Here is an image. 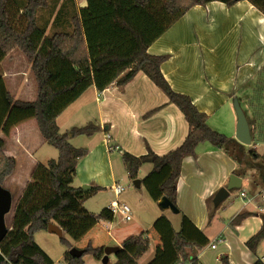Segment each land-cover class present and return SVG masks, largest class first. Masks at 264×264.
<instances>
[{
    "label": "crops",
    "instance_id": "crops-1",
    "mask_svg": "<svg viewBox=\"0 0 264 264\" xmlns=\"http://www.w3.org/2000/svg\"><path fill=\"white\" fill-rule=\"evenodd\" d=\"M84 5L85 0H82L79 7ZM147 52L165 56L160 65L164 78L175 92L187 95L199 111L207 114L209 127L222 134L229 132L230 135L225 136L236 139L237 118L233 99L237 98L241 106L243 94L253 92L255 79L264 75L263 13L247 0H239L232 6L221 1L195 5L151 43ZM89 121L99 124L100 131L90 136L81 135L84 137L82 145L72 142L76 136L69 138L73 146L86 149V154L76 165L79 185H73L90 186L83 191L93 186L100 187L84 202L88 211H91L86 204L89 200L115 185L122 186L115 175L116 156L121 162L123 152L141 156L151 150L158 156L164 155L183 142L189 128L179 108L169 102L165 93L142 70L122 87L113 83L101 92L93 85L88 87L56 119L61 132ZM1 138L4 141V154L15 160L3 184L8 186L5 182L10 181L18 189L20 197L35 165L57 158L58 151L51 153L48 159H40L41 150L47 143L33 118L13 126ZM242 145L244 149L239 160L233 159L231 149H227L228 152L217 149L208 141L196 146L195 157L187 156L182 160L176 191L179 211L172 210L182 217L178 226L164 214L171 208L160 205L163 196L159 186L169 174L170 168L164 166L155 172L152 171L151 163L147 162L138 170V173L145 171V177L139 178V186L135 187L144 186L152 203H156L160 211L154 212L152 222L144 225L146 229L143 225L133 224L130 231L132 234L122 233L115 229L114 214L109 231L96 224L82 238L71 243L78 249H84L88 244L103 248L121 247L125 238L144 231L150 246L137 258V263L171 264L177 256L171 238L174 231L180 230L186 238L202 245L197 253L200 264H221V255H226L230 264H252L258 257L264 261V240L259 244L257 255L245 246V241L262 224L259 214H263L260 197L264 192V168L261 167L260 159L254 160L250 156L252 159L246 160L249 148ZM19 151L22 159H19ZM250 172H253L254 191L249 193L240 190L239 205L233 209L230 220L227 218L228 222L222 225V222H217V206L224 201L215 205L212 200L215 192L227 184L232 173L240 178L241 188ZM18 176L25 179H18ZM123 192L118 196L113 194L117 199ZM241 192H244V196ZM230 193L231 190L228 196ZM234 202L230 201L226 207ZM242 210L250 211L252 215L239 224H232L233 217ZM39 233L41 231L36 232L34 238ZM124 249L133 254L135 244H129ZM67 250L64 245L55 257L45 252L54 264H64L62 258ZM115 254L110 253L107 262L111 261L110 255ZM114 259L113 264L117 261L116 255Z\"/></svg>",
    "mask_w": 264,
    "mask_h": 264
},
{
    "label": "trees",
    "instance_id": "trees-1",
    "mask_svg": "<svg viewBox=\"0 0 264 264\" xmlns=\"http://www.w3.org/2000/svg\"><path fill=\"white\" fill-rule=\"evenodd\" d=\"M212 1L232 6L239 0H85L84 6L76 8L73 4L69 12L64 9L66 5L57 8L56 4L49 5L48 0H0V62L18 48L30 62L36 82L35 99L22 100L15 98L0 78V132L7 134L13 126L33 118L44 141L58 151L57 158L35 165L16 201L10 226L0 242V264H54L35 241L36 232L47 230L48 223L52 222L75 242L96 225L98 219L112 217L108 207L98 213L84 207V202L100 189L99 186L83 191L73 185L77 162L86 154V149L73 146L69 138L90 136L100 131V125L89 121L61 132L56 123L57 117L92 85L99 92L113 83L122 87L142 70L183 113L189 128L185 139L175 149L161 156L151 150L141 156L122 153L124 168L133 179L144 163H151L155 172L169 166L170 172L159 190L177 211V180L182 160L187 156L195 157L199 143L208 141L227 152L231 149L233 159L241 158L243 145L209 127L207 114L199 111L187 95L171 88L160 69L165 56L147 52L149 45L186 11ZM247 1L264 15V0ZM44 9L46 17L38 18L39 11ZM49 25L58 29L46 33ZM263 91L255 85L253 97L256 94L259 102ZM257 128V140L264 142V126L259 124ZM3 145L0 138L1 185L15 165V160L4 154ZM247 153L254 160L260 159L264 168V150L257 153L250 148ZM249 215L252 212L242 210L231 223L239 224ZM259 216L262 220L259 230L245 241L254 255L264 240V214ZM65 242L68 250L63 254L64 264H83L85 254L96 259L103 256V247L90 244L82 249L81 256H74L69 252L73 244ZM171 243L177 255L171 264H200L197 253L202 245L199 242L177 230L173 232ZM129 244H135L133 254L124 249ZM149 246L150 240L144 231L128 236L115 254V264H138L137 258ZM220 261L230 264L226 255H221ZM252 264H264V261L258 257Z\"/></svg>",
    "mask_w": 264,
    "mask_h": 264
},
{
    "label": "rangeland",
    "instance_id": "rangeland-1",
    "mask_svg": "<svg viewBox=\"0 0 264 264\" xmlns=\"http://www.w3.org/2000/svg\"><path fill=\"white\" fill-rule=\"evenodd\" d=\"M49 5L56 4V7L59 8L62 5H66L64 9H66L68 12L72 10V6L77 8L82 4V0H48ZM40 17L44 19L46 17V9L40 10ZM41 20V19H40ZM64 28H67L64 27ZM58 28H52L50 25L47 26L46 33H50L54 30H57ZM1 63V62H0ZM262 73H264V69L262 70ZM260 74V73H259ZM0 78H2L5 86L9 89L10 93H12L14 96H18V98L24 99V100H32L36 96V82L33 76V73L30 69V62L25 58L21 50L18 48H14L13 50L6 55L4 60L2 61L0 65ZM22 78V79H21ZM255 85L262 87L264 90V75H259L255 79ZM258 84V85H257ZM254 92L249 91L245 92L243 94V102H241V108H243L246 118L250 125L251 130V139L252 143L250 145H244L245 148H253L256 152H261L264 150V142H260L257 140V126L260 124L261 126H264V91L262 93V100L259 102L256 100V94L255 97ZM246 104V105H245ZM82 125V123H80ZM209 126V125H208ZM224 135H230L229 132H223ZM3 136V133L0 134ZM0 136V138H1ZM83 136L77 135L75 138V141H72L73 143L77 145H82L83 143ZM79 140V141H78ZM3 148V147H2ZM244 149V148H243ZM3 150V149H2ZM57 152V150L50 146L45 145L43 149L41 150L40 159H48L49 156L51 157V153ZM18 153V152H17ZM19 159H22L20 156V151L18 153ZM48 157V158H47ZM245 158L247 161L250 160V156L248 153L245 155ZM252 159V158H251ZM115 161V175L116 179L118 180V183H120L122 186H124L126 189L122 193V195L117 198L118 201L124 202L127 204L131 209V217L132 219L129 221L123 220L120 213H115L114 216V226L116 230H119L122 233H133L130 232L132 229L133 224L143 225L144 229H146L149 223L152 222V219L154 217V212L156 210L160 211L158 208V205L156 203H152V200L147 194V191L145 190L144 186L137 188L134 184V179L129 177L125 173L124 165L122 164V161L119 162V157L116 156L114 158ZM261 162V161H260ZM46 163V162H43ZM252 173L250 172L248 176L246 177V182L244 185L240 188H234L231 190L230 196L225 198L223 200L224 202H221L219 206H217V222H222L223 225L228 222L227 218L230 220L231 214L233 213V209L237 207L240 203L239 199V192L241 189L245 190L246 192L252 193L254 191L253 183H252ZM145 171H141L138 173V176L135 179L144 178L145 177ZM18 179L24 180L25 177L20 178L18 176ZM4 181V180H3ZM2 181V185L7 187L12 195V207L8 214H6V224L7 226H10L11 219L13 216V208L18 200V189L13 186L10 181H6L5 183L8 186L4 185ZM75 185L78 184V176L76 175L74 178ZM15 184V183H14ZM81 185V184H80ZM112 189H107L105 193H102L100 195L95 196L91 200H89L86 204L93 212H98L102 207L106 206L110 203V201L115 200L116 196L113 194ZM234 200V204L229 205L227 208L226 205ZM261 206L263 208V214H264V192L262 193V196L260 197ZM210 205H212V202H210ZM214 208V206H212ZM225 208V209H224ZM224 209V210H223ZM162 211V210H161ZM164 214L171 219L177 226L182 221V217L179 214L173 213L172 209H168L164 212ZM223 217L224 219H220ZM97 230V229H96ZM113 230V229H112ZM47 230L41 231L39 235L35 237V241L37 244L44 250L47 251L51 256L55 257L58 255L59 250L63 248L65 240H68L69 242H73L66 234L63 236H58L55 233H47ZM113 254V253H112ZM49 255V256H50ZM264 255V253H263ZM111 261L107 262L106 264H113L115 261V255H110ZM83 260L85 261V264H103L101 259H96L90 254H85L83 256Z\"/></svg>",
    "mask_w": 264,
    "mask_h": 264
},
{
    "label": "water",
    "instance_id": "water-1",
    "mask_svg": "<svg viewBox=\"0 0 264 264\" xmlns=\"http://www.w3.org/2000/svg\"><path fill=\"white\" fill-rule=\"evenodd\" d=\"M233 108L235 110V114L237 118L235 138L241 144L250 145L252 143L250 125L237 98L233 99ZM133 182L136 186H139V180L134 179ZM240 183H241L240 178L236 174L234 173L230 174L227 184L225 186L220 187L215 192L212 199L213 203L215 205H218L222 200H224L229 195L230 190L234 188H238L240 186ZM81 187L83 190H87L90 186L82 185ZM160 205L162 207H169L172 210L177 211L174 205L166 197L161 198ZM11 207H12L11 192L0 183V242L2 241V239L4 238V236L8 231V226L6 224L5 216L10 212ZM47 231L50 233H55L60 237L62 236V229L58 225L52 222L48 223ZM119 248H120L119 246H105L103 248V256L101 258L103 264L107 263L108 255L110 253H117ZM69 252L74 256H81L83 250L78 249L76 247H72L71 249H69Z\"/></svg>",
    "mask_w": 264,
    "mask_h": 264
},
{
    "label": "built area",
    "instance_id": "built-area-1",
    "mask_svg": "<svg viewBox=\"0 0 264 264\" xmlns=\"http://www.w3.org/2000/svg\"><path fill=\"white\" fill-rule=\"evenodd\" d=\"M112 189L115 195L118 196L121 192L125 190V187L120 185H115ZM240 194L244 196V192H241ZM108 208H110L113 215L117 212L120 213L123 220L125 221H129L132 218L130 207L124 202L118 201V199L111 201ZM111 223H112V217L107 219H98L96 224H99L103 229L109 231L111 229ZM214 246L215 245H212V247Z\"/></svg>",
    "mask_w": 264,
    "mask_h": 264
}]
</instances>
